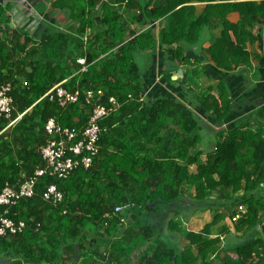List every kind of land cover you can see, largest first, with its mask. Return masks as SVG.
Listing matches in <instances>:
<instances>
[{
	"label": "trees",
	"instance_id": "16d2710c",
	"mask_svg": "<svg viewBox=\"0 0 264 264\" xmlns=\"http://www.w3.org/2000/svg\"><path fill=\"white\" fill-rule=\"evenodd\" d=\"M122 1H126L127 7L139 6L140 12L135 14L130 22L151 26L140 35L123 42L127 22L118 11L104 4L99 23L103 28L93 42L86 43L87 45L66 33L48 32L34 40L25 29L13 33L12 40L8 41L6 33L8 19L6 11L0 6V85L8 82L13 87L10 96L15 111L12 117L24 113L15 126L0 133V192L7 183L18 184L21 173L32 174L37 166H42L37 150L46 144L44 125L49 119H54L62 128L76 131L83 129L91 115V106L85 101L87 91L100 90L102 96L99 102L107 109L112 107L108 102L109 98H114L118 104L117 109L97 124L100 130L98 155L93 159L89 169L78 167L66 180L43 176L38 179L31 199H23L9 209L7 218L24 221L28 225L22 234L0 238V259L11 255L20 256L24 261H28L29 258L42 261L47 256L52 259L54 256H50L58 253L60 238L61 240L77 238L80 224L86 219L82 218L80 223H77L75 231L68 233L67 230V236L66 229H60L68 226L67 222L64 224V219H67L71 212L65 201V190L70 192L78 190L80 195L86 196V188L95 186L97 193L94 200L86 196L83 201L85 203L79 206L85 207L86 214L94 216L92 220L106 228L113 220L118 226L127 224V222L121 224L119 219L111 214L116 204L131 207L129 211L136 214L140 210H147L157 201L174 202L179 200V197L172 189L184 182L193 188L194 200L204 210L212 207L204 203L211 192L224 189L233 193L244 191V195L236 202L247 205L246 219L252 217V220H255L261 210H264V128L261 123H256L254 130L243 131L242 126L236 125L230 131L217 133L219 139L214 151L208 153L204 164L198 163L200 157L198 153L187 158L189 163L195 164L194 172L188 173L185 167L170 164L168 168L170 171L174 170L171 175L174 180L168 179L167 164L162 160L168 159L166 155L169 153L157 150L156 157L160 152L163 153L159 157V163L152 157L144 159L139 156L142 147L149 142L157 143L159 146H163L161 143L166 145L163 132L168 125L173 124L175 116L179 127L185 128L188 134L195 131L199 121L185 106L178 105L167 97L149 94L146 99L143 97V102H139L138 99L143 96L145 89L134 58L136 51L150 50L154 47L153 24L165 12L170 11L172 13L169 15L168 24L160 32L161 43L168 46L176 45L181 37L194 43L193 41L212 19L223 22L221 39L212 44L207 51L217 68L230 73L240 65H246L249 60L250 54L244 50L242 42L249 39L244 27L260 19L264 20V0L237 4L231 3L233 0H167L168 6L159 14L156 13V9H150L149 6H140L135 2L132 5L131 0ZM192 1L206 3L199 17L194 16L193 6H183L174 11L176 6ZM217 1L221 3L213 4ZM233 10L240 14L238 25L226 21V15ZM184 27L187 30L186 35L193 36L194 40L184 36ZM83 31L84 28L80 29V32ZM230 34L236 35L241 42L234 47L231 46ZM168 37L174 38L169 41ZM182 53L180 47L174 48L171 54L172 61L189 65V58L183 57ZM72 55L85 61L87 67L85 72H79L81 65L76 63L78 59H71ZM192 74L187 80L190 83L196 73L193 71ZM169 78L168 73L163 76L166 82ZM62 81H65L63 88L66 91L79 92L80 97L76 104L60 108L56 101L48 97L41 99L53 86ZM219 90V95L209 90L197 100L205 113L217 123L228 118L231 108L227 93L221 84ZM259 118L264 119V106L248 116L249 122ZM5 125L6 122L0 118V132ZM179 127L178 130L181 131ZM172 137H180V132H176ZM141 139H144L143 143L140 142ZM196 140L194 137L192 144ZM186 146L189 147L191 144L186 143ZM110 164H113V171L110 170ZM152 167L156 169L152 171ZM115 171L121 173L118 180L122 184L126 183L127 193L113 185L114 183L104 184L108 181L107 178L116 181L117 177H112ZM98 183L102 184L98 186ZM48 185H56L62 192L64 200L61 206L54 207L43 201L42 195ZM70 192L68 197L71 195ZM105 195H108L109 200L113 197L116 203L104 200ZM93 203H97L99 209L103 207V210L91 211ZM62 206L66 208L64 216H60ZM2 212L3 209L0 208V214ZM249 222L246 220L243 225H249ZM36 223L40 227L34 231ZM262 230L264 234V227ZM203 245L210 247L213 242H205ZM43 252L47 256L43 255Z\"/></svg>",
	"mask_w": 264,
	"mask_h": 264
},
{
	"label": "crops",
	"instance_id": "0c3cea01",
	"mask_svg": "<svg viewBox=\"0 0 264 264\" xmlns=\"http://www.w3.org/2000/svg\"><path fill=\"white\" fill-rule=\"evenodd\" d=\"M77 1L24 0L25 6L20 7L14 1L0 0V6L6 11L8 19L6 24L8 41L12 40L13 33L20 32L22 24L32 22L31 30L27 33L34 40L48 32H55L69 34L75 39L82 40L85 44L92 43L97 33L103 28L99 23L104 4L118 11L123 16V20L127 22L123 42L140 35L151 26L150 24L138 25L130 22L131 18L140 10L139 6L129 5L127 7L126 1ZM260 1L233 0L231 3ZM134 2L140 6L156 9L158 14L168 6L167 0H131L132 5ZM217 3L221 2L217 1L213 4ZM183 6H193L194 16L199 17L203 13L206 3L192 1L176 6L174 11ZM171 13L167 11L155 20L152 29L154 47L134 53L144 84L145 93L143 96L146 99L149 94H153L174 100L178 105L185 106L196 117L199 126L188 134L184 130L185 128L179 127L177 116H175L173 124L168 125V128L163 132L166 145L161 143L163 146H159L157 143L149 142L142 147L139 156L144 159L152 157L159 163V157L163 153H169L166 155L168 159H162L167 164L169 173L173 174L172 171H174L173 169L169 170L170 164L183 166L188 173H192L195 170V164L189 163L187 158L198 153L200 155L198 163L204 164L208 153L214 151L213 148L219 139L217 133L230 131L236 125L242 126L243 131L254 130L256 123H261L264 128V119H252L250 122L248 120L251 113L264 106V20L260 19L244 27L249 39H244L242 42H244V50L250 54L249 60L246 65H240L228 73L214 65L207 51L212 44H216L221 39L223 22L212 19L199 37L193 41L194 43L181 37L180 42L176 45L168 46L161 43L160 32L167 26ZM225 18L232 25H238L241 19L236 10L228 12ZM82 28L84 31L80 32ZM181 32L182 30L179 31V33ZM186 33L187 30L184 27V36H187ZM187 37L194 40L193 36ZM172 38L174 37H168L167 40L170 41ZM237 38L236 35L230 34L229 44L233 47L238 45L241 40L239 41ZM177 46L183 50V57L189 58V65L177 64L172 61L171 54ZM234 50H238V48H234ZM71 59L79 58L72 55ZM193 71L196 74L190 83L187 80L193 75ZM167 73L170 77L168 82L163 80V76ZM220 84L227 93L231 108L228 118L217 123L205 113L197 100L209 90L219 95ZM152 91L154 92L152 93ZM178 127L181 131L178 130ZM176 132H180V137L173 138L172 135ZM194 137L197 140L192 144ZM143 140L141 139L140 142L143 143ZM186 143L191 146L187 147ZM157 150H161L163 153L160 152L156 157ZM113 169V164H110V170L113 171ZM154 169L156 168H151L152 171ZM119 175H121L119 171L113 172L112 177H117L116 181L107 178L108 181H105L104 184L114 183L113 185L127 193L128 186L118 180ZM99 184L102 183L97 185L99 186ZM77 191L65 190V201L71 212L69 217L64 219V224L67 222L68 226L60 228L66 229L65 236H67V230L68 233L75 231L77 223H80L82 218L86 219L80 224L77 238H68L67 240L60 238V243L57 246L58 253L52 254L50 256H54L52 259L43 252V255L47 257L42 261L30 258L28 261H24V258L12 255L1 259V261H5L6 264H264V234L262 230L264 210H261L255 220H252V217L246 219L247 205L236 202L244 195L243 190L236 193L225 189L211 192L204 203L210 204L212 207L204 210L195 202L193 188L184 182L181 186L172 189V192L178 194L179 200L169 203L157 201L151 204L147 210H140L136 214L134 211H130L126 217L122 216L127 222L126 225L118 226L117 222L113 220L108 228L98 225L96 221L92 220L94 216L86 214V208L79 206L85 203L83 201L86 196H90L94 200L97 193L95 186L86 188V196L80 195ZM68 192L71 194L69 197ZM103 199L112 202V204L116 203L113 197L109 200L108 195H105ZM238 206H242L240 218L233 221L234 216L238 214ZM98 207L97 203H93L91 211L101 212L103 207L102 209ZM256 208L259 209V206ZM107 215L108 213L105 217ZM246 220L250 221L249 225H243ZM205 242H213V245L206 247L203 245Z\"/></svg>",
	"mask_w": 264,
	"mask_h": 264
},
{
	"label": "built area",
	"instance_id": "2783aa9c",
	"mask_svg": "<svg viewBox=\"0 0 264 264\" xmlns=\"http://www.w3.org/2000/svg\"><path fill=\"white\" fill-rule=\"evenodd\" d=\"M19 23V22H18ZM21 29L29 32L31 23L22 24ZM81 65L79 72L86 71L85 61L83 59L76 60ZM65 81H62L52 87L43 98L48 97L52 101H56L60 108L67 105L76 104L79 100V92H68L63 88ZM13 91L11 83L0 85V118L6 122L5 127L0 133L9 130L20 120L23 114H17L13 118L15 111L13 100L10 96ZM102 96L100 90L85 93V101L91 106V115L87 125L80 131L62 128L54 119H49L44 125L46 133V144L39 147L37 152L41 157L42 166H37L32 174L21 173L18 184H5L0 192V208L3 212L0 214V238L14 237L22 234L27 229V223L24 221H14L7 218L10 208L16 206L23 199H31L35 193V186L38 179L43 176L56 178L57 180H66L72 176L78 167L87 170L91 167L93 159L98 155V139L100 130L98 122L108 117V115L118 108L114 98H109L108 102L111 108L105 107L99 102ZM144 96L139 97V102H143ZM214 149V148H213ZM44 202L50 203L54 207L63 204V194L56 185H48L42 195ZM129 206H116L111 213L119 219L121 224H125L126 220L122 217V213L129 210ZM242 206H238V214L233 218L237 221L241 214ZM66 215V208L61 209L60 216ZM33 223V221L31 220ZM40 225L34 224V231H37ZM1 260V259H0ZM254 260V259H253Z\"/></svg>",
	"mask_w": 264,
	"mask_h": 264
},
{
	"label": "water",
	"instance_id": "95a60500",
	"mask_svg": "<svg viewBox=\"0 0 264 264\" xmlns=\"http://www.w3.org/2000/svg\"><path fill=\"white\" fill-rule=\"evenodd\" d=\"M7 1H14V2H16L17 4H19L20 7L25 6V2H24V0H6V2H7ZM0 264H6V262L0 260Z\"/></svg>",
	"mask_w": 264,
	"mask_h": 264
},
{
	"label": "rangeland",
	"instance_id": "374dc122",
	"mask_svg": "<svg viewBox=\"0 0 264 264\" xmlns=\"http://www.w3.org/2000/svg\"><path fill=\"white\" fill-rule=\"evenodd\" d=\"M215 142H216V141H215ZM181 167H183V166H181ZM171 175H172L171 173L167 172V176H169L168 179H169V180H174V179H173V176H171ZM214 195H216V194H214ZM128 212H130V211H129V210L124 211V212L122 213V216H123V217H126Z\"/></svg>",
	"mask_w": 264,
	"mask_h": 264
}]
</instances>
